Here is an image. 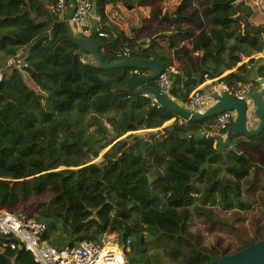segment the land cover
I'll use <instances>...</instances> for the list:
<instances>
[{"label":"trees","instance_id":"1","mask_svg":"<svg viewBox=\"0 0 264 264\" xmlns=\"http://www.w3.org/2000/svg\"><path fill=\"white\" fill-rule=\"evenodd\" d=\"M92 1L96 29L110 35L97 36L103 60L127 46L129 56L172 66L165 91L180 104L203 74L255 85L250 75L261 56L252 54L264 52V22L252 20H264V0H198L196 8L193 0H168L173 13L154 10L157 31L143 39L125 23L135 26L146 0ZM54 2L0 0V209L43 195L37 206L32 200L36 213H25L44 223L49 244H101L121 230L119 244L128 239L127 252L135 248L133 264H163L157 252L177 264H204L263 239L264 217L252 209L264 205V164L248 148L261 147L264 129L242 139L231 133L235 147L214 152V116L186 120L149 93H130L132 67L99 66L65 36ZM256 73L264 76V60ZM154 80L146 85L156 87ZM34 117L43 121L40 138L30 130ZM194 216L231 240L223 244L218 234L202 245L190 228ZM7 240L0 235V264H38Z\"/></svg>","mask_w":264,"mask_h":264},{"label":"water","instance_id":"2","mask_svg":"<svg viewBox=\"0 0 264 264\" xmlns=\"http://www.w3.org/2000/svg\"><path fill=\"white\" fill-rule=\"evenodd\" d=\"M227 1L233 2L235 0ZM66 2L67 8L62 15V21L65 26V36L70 39L81 51L90 55L95 62L103 68L134 67L144 71L132 78L128 87L130 93H149L158 104L170 108L177 115L186 120L195 121L205 119L214 116L222 110H233L234 116L232 124L225 129V134L223 136L217 133L211 134L215 142L214 152H218L225 146H229L231 148L235 147V143L230 139L231 133H236L239 136L247 138L258 134L262 129H264V76H258L256 73L257 68L264 60V56H261L252 68L250 79L254 80L255 84L258 86L249 92V99H236L227 94L224 90H218L211 93L212 103L205 109L201 111H189L185 106L171 98L166 91L160 89L159 87L146 85L149 80L155 79L157 74L163 70V64L160 60L152 57L142 58L129 56L118 58L112 62H105L99 51L97 37L94 35L96 31V21L94 19L90 20L92 23V34L90 36H81L73 33L70 26V19L75 7V0H66ZM94 6L95 3L92 1L90 13L93 12ZM168 23L171 24L172 20H169ZM47 35L48 32H43L35 36L28 42L27 48H29L33 42ZM247 113L258 119L256 126L253 128L247 127ZM191 132L195 133L199 137L205 135L206 133L204 130L200 129H196ZM91 161L93 160H90V162ZM201 166L207 167V157ZM121 233L122 231L120 230L119 240H121ZM124 257L126 261L137 258L135 248L133 247L131 252L126 253ZM204 264H264V238L251 242L238 250L221 254Z\"/></svg>","mask_w":264,"mask_h":264},{"label":"built area","instance_id":"3","mask_svg":"<svg viewBox=\"0 0 264 264\" xmlns=\"http://www.w3.org/2000/svg\"><path fill=\"white\" fill-rule=\"evenodd\" d=\"M92 0H75V7L72 12L70 24L74 25V30L81 36H90L92 34V23L90 21V8ZM67 4L65 0H55L54 8L62 16L66 10ZM97 19V16L95 17ZM95 37L110 35L104 31L97 30ZM118 58L129 57V48L122 46L114 51ZM168 71H174L172 66L163 68L155 77V85L162 90H166L170 80ZM131 72L139 74L138 68H131ZM206 75L203 74V77ZM217 76L210 77L209 81H213ZM201 83L196 84L188 93L187 99L183 106L189 111H201L209 105L211 101V93L224 90L230 96L247 100L249 92L252 89L250 82H238L234 86H229L222 81L217 83V87L210 90H201ZM158 104V103H157ZM234 116L233 110H222L214 115L213 131H224L231 123ZM45 225L42 221L36 220L28 216L24 211H7L0 209V235L9 238L3 241V244L10 248L15 246L22 247L23 250L30 253L32 260L38 264H123L124 255L128 251L129 240L119 244L117 247H110L104 244L93 243L89 240H79L77 244L72 246L56 247L49 244L44 238Z\"/></svg>","mask_w":264,"mask_h":264},{"label":"rangeland","instance_id":"4","mask_svg":"<svg viewBox=\"0 0 264 264\" xmlns=\"http://www.w3.org/2000/svg\"><path fill=\"white\" fill-rule=\"evenodd\" d=\"M168 0H146V4L144 7H139L140 9V13L141 16H143V13H145L143 19L141 18L140 14L138 13L134 22H135V26L131 25V24H127L125 23V25L127 26V28H135V29H131L133 30L134 34L140 38H147L148 36L153 35L154 33H156L158 28L157 26H155L152 22V12H154V10H158L159 13H164V15L166 14L167 16H170L173 13L174 10V5L172 4L170 7L167 6V8L165 7ZM198 0H193V5H196ZM143 4V3H142ZM197 7V5L195 6V8ZM67 8V7H66ZM151 15V16H150ZM74 25L71 23V30H73L74 32H76L74 29ZM130 30V31H131ZM78 32V31H77ZM79 33V32H78ZM8 63H14V60H7ZM203 110V109H202ZM34 122H33V126L30 128V130L35 134L36 138H40L41 134H40V125L43 123V121L41 120H37V117H34ZM2 130L0 128V137L2 136L1 134ZM27 133V130H22L21 134L25 135ZM14 152L12 154H17L18 151V143L13 147ZM103 150H100L97 154V156L95 157H91L90 160H97L100 157V154ZM89 160V161H90ZM42 196L40 195H33L30 194L25 200H21L20 203H18L12 211H17V210H22L24 212H30L31 214L36 213V208L35 206H37L38 204V200H41L40 198H42ZM32 200L33 203L32 204ZM252 211L256 214H259L261 217H264V205L262 204H258L255 202L254 207L252 209ZM228 211H223V214H228ZM246 226H248V222L244 223ZM190 228L194 231H198L201 235V243L202 245L208 247L210 245H212L215 240L217 239L218 234H220L219 236H221L220 240L223 244H225L227 241H230V237H228L229 235L225 234V233H216V231H207L206 230V223H201L198 220L197 216H194L192 218V224L190 225ZM119 233L117 231H113V232H107L102 240V244L110 246V247H117L119 246ZM149 252H155L153 249H149ZM128 253V252H126ZM156 253V252H155ZM156 258L163 264H177L176 262H171L168 260L167 257L163 256L161 253L157 252ZM134 262H131L130 260L128 261H124L123 264H133Z\"/></svg>","mask_w":264,"mask_h":264},{"label":"crops","instance_id":"5","mask_svg":"<svg viewBox=\"0 0 264 264\" xmlns=\"http://www.w3.org/2000/svg\"><path fill=\"white\" fill-rule=\"evenodd\" d=\"M145 14V13H144ZM95 17H96V15H95V13L94 12H92L91 14H90V20L91 19H94L95 21H96V19H95ZM254 23H260V22H264V20L262 19V18H258V19H255V20H252ZM252 56H264V52H254L253 54H252ZM247 57H244V56H242V61H244L245 59H246ZM142 72H144V71H142ZM224 73H226V71H224L222 74H224ZM251 73H252V71H251ZM221 74V75H222ZM220 76V75H219ZM219 76H217V78L219 77ZM258 76H260V75H258ZM209 78L210 77H207V76H205V77H203V80L201 81V82H199V84L201 83V85H200V88H201V90H210V89H214V88H216L217 87V83L219 82V81H221V80H218L217 78L215 79V80H213V81H209ZM252 85V84H251ZM257 84H255L254 86L252 85V89H255V88H257ZM251 89V90H252ZM210 103L209 104H211L212 103V99H211V101H209ZM247 127L248 128H253V127H255L256 126V124H257V122H258V119L257 118H255L254 116H252V115H250V114H248L247 113ZM170 120H172V118L171 119H169V121ZM168 122V121H167ZM232 124V123H231ZM217 134H221L222 136L225 134V130L224 131H218V132H216ZM264 136V135H263ZM238 138L239 139H242V136H238ZM237 138V139H238ZM243 138H245V137H243ZM231 139V138H230ZM231 141H235V140H233V138L231 139ZM214 144H215V142H214ZM264 145V143L261 145V147ZM261 147H257V148H248V150H250V152L254 155V156H260V160H261V162H262V164H264V154L262 153V150H261ZM247 147H246V145L245 144H242V145H240V149H246Z\"/></svg>","mask_w":264,"mask_h":264}]
</instances>
